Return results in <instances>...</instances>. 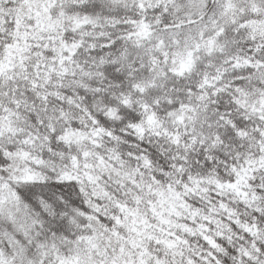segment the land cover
I'll return each instance as SVG.
<instances>
[{
    "label": "snow or ice",
    "instance_id": "1",
    "mask_svg": "<svg viewBox=\"0 0 264 264\" xmlns=\"http://www.w3.org/2000/svg\"><path fill=\"white\" fill-rule=\"evenodd\" d=\"M0 264H264V0H0Z\"/></svg>",
    "mask_w": 264,
    "mask_h": 264
}]
</instances>
